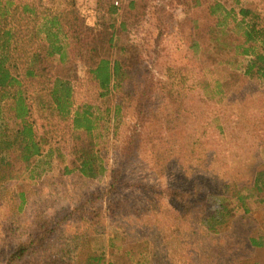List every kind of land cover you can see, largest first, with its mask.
Masks as SVG:
<instances>
[{"label": "rangeland", "instance_id": "1", "mask_svg": "<svg viewBox=\"0 0 264 264\" xmlns=\"http://www.w3.org/2000/svg\"><path fill=\"white\" fill-rule=\"evenodd\" d=\"M13 1L53 8L57 17L65 8V0ZM132 1L138 0H75L87 27L100 21L112 26L116 54L120 47L132 45L133 75L139 88L145 80L150 84L149 95L142 98L141 116L135 112L137 97L134 109L123 108L118 142L123 157L121 187L112 190L107 201L96 203L95 228L80 229L76 236L74 230L58 232L60 243L77 238L76 243L111 264H264V246L254 248L248 241L264 239V191L252 190L258 172L263 173L260 183H264V86L243 76L244 58L217 64L216 48L207 40L214 21L207 13L209 5L222 3L235 13L250 8L258 15L255 22L262 25L264 0H189L187 18L181 5L188 0H139L130 8ZM110 5L114 13L109 12ZM61 74L73 80L79 101L94 97V84L83 62H70ZM38 91L28 86L33 102L30 121L44 141L43 153L33 173L12 184L17 192L29 193L25 223L35 210L31 202L53 207L70 200L75 205L86 187H106L113 165L111 125L103 113L106 105L97 104L95 112L101 120L95 131L96 149L107 172L98 183L65 174L64 168L76 165L70 154L73 136L45 97L43 108L36 105ZM143 113L147 118L141 121ZM133 132L140 145L137 157L124 144ZM204 183L220 198L233 196L236 201L233 219L218 227V234L207 232L201 222L208 210ZM238 196L245 197L243 208ZM128 198L138 201L130 207ZM144 198L151 204L144 205ZM9 213L0 212V230L11 221Z\"/></svg>", "mask_w": 264, "mask_h": 264}, {"label": "trees", "instance_id": "2", "mask_svg": "<svg viewBox=\"0 0 264 264\" xmlns=\"http://www.w3.org/2000/svg\"><path fill=\"white\" fill-rule=\"evenodd\" d=\"M138 1H132L129 7L133 8V3ZM64 3L63 13L57 17L50 7L41 9L39 4L0 0V212L10 210L11 220L0 230L5 246L0 249V264H111L105 263L103 256L76 243L77 238L73 236L80 229L86 231L94 227L96 203L107 201L112 190L117 191L121 187L119 178L123 157L120 154L122 145L118 142L123 108L134 109V98L137 97L135 112L141 116L142 98L149 95L146 89L149 80L139 88L133 75L135 56L132 45L120 47L116 54L111 25L100 21L94 28L87 27L79 17L75 0H65ZM188 3L189 0L181 5L185 18L190 16L185 8ZM252 11L240 8L235 13L233 8L229 9L222 3H212L207 13L214 21L207 40L216 48L215 54L220 58L217 64L244 58L243 76L264 86V24L255 22L258 15ZM109 12H115L112 5ZM191 46L197 48L198 45L192 43ZM76 60L83 62L86 76L94 84V97L89 102L79 101L73 80L61 74L70 62ZM30 85L39 88L34 98L36 105L43 108L45 97L55 115L67 122L70 128L74 143L70 154L74 155L73 163L76 165L72 169L64 168L65 174L76 173V177L87 183H98L107 172L96 149L98 135L95 131L99 130L101 120L97 115V104L106 105L103 113L111 125L108 141L114 152L106 187L97 190L86 187L81 198L74 201L75 205L70 200L53 207L31 202L35 210L29 215V223H25L23 218L30 196L22 189L17 192L12 184L33 173L35 161L41 157L44 148L43 139L37 136L30 121L33 110L28 94ZM214 87H220L218 81ZM39 92H44V96ZM205 93L209 94V91L205 89ZM143 117L147 118L143 113L141 121ZM134 136H137L136 132L130 134L124 144L132 156L137 157L140 145ZM262 178L261 172L255 175L252 190L264 191V183H260ZM206 184L202 192L208 210L201 222L207 232L218 234L221 229L218 227L224 226L228 218L233 219L236 201L233 196L220 198ZM244 198L238 196L242 208ZM144 199V205L151 204L149 198ZM112 200V204H120L114 199L110 202ZM126 200L131 201L130 207L138 201ZM67 229L70 232L74 230V240L60 243L59 235ZM93 232L100 233L98 229H93ZM248 241L254 248L264 246L261 237L249 238Z\"/></svg>", "mask_w": 264, "mask_h": 264}]
</instances>
